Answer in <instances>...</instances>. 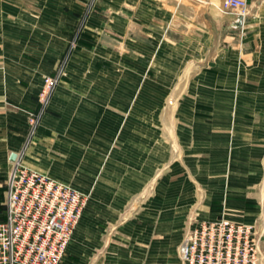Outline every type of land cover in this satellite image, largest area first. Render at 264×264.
Instances as JSON below:
<instances>
[{
	"label": "crops",
	"instance_id": "obj_1",
	"mask_svg": "<svg viewBox=\"0 0 264 264\" xmlns=\"http://www.w3.org/2000/svg\"><path fill=\"white\" fill-rule=\"evenodd\" d=\"M205 1L96 0L83 18L77 0H0V206L26 146L27 118L42 110L39 85L78 40L26 159L91 193L61 264H178L186 221L203 203L196 188L211 183L205 160L245 142L244 126L264 123V0H247L244 18L221 13L215 4L224 0ZM169 93L183 97L172 104L179 120L171 141L181 142L186 170L173 165L157 181L170 155L163 139ZM88 129L96 135L91 146L105 135L100 181L46 152L55 136L60 152L68 141L77 151ZM223 199L218 193L213 203L209 193L197 220L224 217Z\"/></svg>",
	"mask_w": 264,
	"mask_h": 264
},
{
	"label": "rangeland",
	"instance_id": "obj_2",
	"mask_svg": "<svg viewBox=\"0 0 264 264\" xmlns=\"http://www.w3.org/2000/svg\"><path fill=\"white\" fill-rule=\"evenodd\" d=\"M20 1L26 3L27 0ZM95 1L96 0H77V3L82 4L83 18L89 14V11H91V6ZM178 1L180 3H184L185 5L192 4L190 3L192 1L195 5L208 6V3L205 0ZM222 4H215V7L221 13L230 12L223 11L221 8ZM247 14L250 15V5ZM77 48L78 40L73 37L70 40L63 57L57 63L55 71L51 75L45 76L39 85V88L37 90V99L42 107V110L41 112L29 115L27 118L28 137L26 146L20 153V159L13 163L9 171L6 181V189L4 191L3 205L0 206V210L3 212L6 211L7 185L9 175L14 169L15 165L22 164L29 169L52 177V174L49 171H44L28 165L26 159L28 161V157L30 156V147L33 144L35 136L39 132L43 114L44 112L46 113L48 111L56 90L61 85L64 78L67 77L70 58L72 56V53ZM52 81L53 85H51ZM49 85L51 86L49 87ZM182 98V95L170 93L164 94L163 97V139L165 141L164 153H169L170 155L168 157V160L164 161V164L162 166L163 168L160 169L161 171L158 175L157 181H159L160 179L166 180V172H168L173 165H179L180 173L182 172V170H186V153H184L183 151L181 142H176L175 135V141H171V136L172 134H174L176 124L179 120V116L177 115L178 110L173 108L172 104H176V102L182 101ZM186 123V121H183V124ZM256 123V125L252 124L248 125V127H243V138L245 139V142H230L227 144V149H222V147H220L216 150L217 152H214L218 154L220 153V155H217L216 157H210L209 161L205 160V163L211 166V183L205 189L197 184L198 187L196 188V193L198 196L197 202L199 203H204L209 193L211 196V201H213L214 197L218 193H220L224 196L223 202L227 208L225 213L223 214L224 218L253 226L256 235V242L260 250V264H264V123L262 122L261 118H258V121H256ZM103 126V128L105 129V125ZM98 134L97 139L93 138L92 140L95 141L92 142L93 144H95L91 146V138L96 135H93V133L90 132V129H88L87 133L85 134L84 143L80 149L75 151L74 143L68 141L66 143V150L61 152L58 148L59 143L57 137L55 136L54 138H52V143L48 146L49 149L46 150V152L47 154L51 153L50 156L52 157V161H58L62 164L66 163L68 167L72 169L76 168L77 173H83L89 179L93 177V179L96 180L95 178L98 175L97 181H100L101 177L104 175L108 167L109 158L107 157L108 148L104 144H102L105 135L101 133L99 135ZM252 135L257 138L251 142L249 139ZM179 136L185 137L184 134H179ZM117 137L119 136H116V143L117 141H119ZM96 140L98 142H96ZM96 145H98V147ZM236 145L238 148L236 147ZM240 145H243V149L240 148ZM201 161L203 162V160ZM195 165H198V163H195ZM182 176L183 174L180 175V177ZM65 184L73 187L67 181L65 182ZM84 194L88 195L90 201L91 193ZM214 202L215 200L213 201V203ZM203 203L201 205H197L196 208L194 206L191 209V213L193 214L188 217L186 221L184 236L188 234L190 229L199 222L197 219L200 218V208L203 206ZM134 207H138V204L136 203ZM184 239L183 241H185ZM181 245L178 248V264H182L179 255V249Z\"/></svg>",
	"mask_w": 264,
	"mask_h": 264
},
{
	"label": "built area",
	"instance_id": "obj_3",
	"mask_svg": "<svg viewBox=\"0 0 264 264\" xmlns=\"http://www.w3.org/2000/svg\"><path fill=\"white\" fill-rule=\"evenodd\" d=\"M221 8L244 18L249 3L224 0ZM6 200V218L0 222V264H61L88 195L17 164L9 175ZM255 236L253 226L224 217L199 221L182 243L180 259L182 264H260Z\"/></svg>",
	"mask_w": 264,
	"mask_h": 264
}]
</instances>
